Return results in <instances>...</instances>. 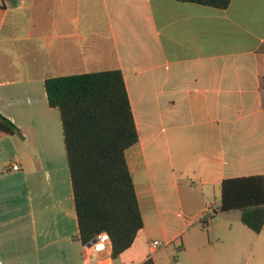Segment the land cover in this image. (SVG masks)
<instances>
[{"label": "crops", "instance_id": "crops-1", "mask_svg": "<svg viewBox=\"0 0 264 264\" xmlns=\"http://www.w3.org/2000/svg\"><path fill=\"white\" fill-rule=\"evenodd\" d=\"M107 70L139 134L126 158L144 228L89 262L45 81ZM0 113L22 134L0 137V264H264V228L215 202L225 180L264 176V0H0Z\"/></svg>", "mask_w": 264, "mask_h": 264}, {"label": "trees", "instance_id": "trees-1", "mask_svg": "<svg viewBox=\"0 0 264 264\" xmlns=\"http://www.w3.org/2000/svg\"><path fill=\"white\" fill-rule=\"evenodd\" d=\"M218 10L232 0H174ZM49 106L60 113L74 205L83 246L99 234L111 238L117 260L144 228L126 152L139 142L128 91L120 70L49 78ZM21 130L0 113V137ZM241 211L242 223L254 233L264 228V176L225 180L220 212ZM142 264H154L148 259Z\"/></svg>", "mask_w": 264, "mask_h": 264}, {"label": "built area", "instance_id": "built-area-1", "mask_svg": "<svg viewBox=\"0 0 264 264\" xmlns=\"http://www.w3.org/2000/svg\"><path fill=\"white\" fill-rule=\"evenodd\" d=\"M14 171L19 170L17 164L12 166ZM215 214V209L211 210V213L206 216V224L209 225L212 222L213 216ZM154 246H158L159 242H154ZM111 248V238L108 233L104 232L99 234L91 243L84 246L86 259L89 262L101 261L100 257L109 253Z\"/></svg>", "mask_w": 264, "mask_h": 264}, {"label": "rangeland", "instance_id": "rangeland-1", "mask_svg": "<svg viewBox=\"0 0 264 264\" xmlns=\"http://www.w3.org/2000/svg\"><path fill=\"white\" fill-rule=\"evenodd\" d=\"M215 202H216L217 205H220V203H221L220 198H217V199L215 200ZM180 264H189V261L186 260V259H180Z\"/></svg>", "mask_w": 264, "mask_h": 264}]
</instances>
